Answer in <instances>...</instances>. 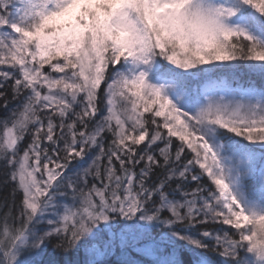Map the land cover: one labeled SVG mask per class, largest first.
Returning <instances> with one entry per match:
<instances>
[{
    "label": "snow or ice",
    "instance_id": "6c2138e0",
    "mask_svg": "<svg viewBox=\"0 0 264 264\" xmlns=\"http://www.w3.org/2000/svg\"><path fill=\"white\" fill-rule=\"evenodd\" d=\"M240 62L264 80V0H0V264H264V84Z\"/></svg>",
    "mask_w": 264,
    "mask_h": 264
},
{
    "label": "trees",
    "instance_id": "16d2710c",
    "mask_svg": "<svg viewBox=\"0 0 264 264\" xmlns=\"http://www.w3.org/2000/svg\"><path fill=\"white\" fill-rule=\"evenodd\" d=\"M241 69H243V68L240 67L237 70V75H238L239 79L241 80V82H245L246 83L249 80H251V81H254V83L258 87L261 86V84H264V80H262V78L258 74L249 73L248 70L245 69V68L243 70H241ZM7 97H8V100H9V109L17 107V105L19 104V101L18 100L14 101V100L11 99V89L10 88L8 89ZM3 102H4L3 98H0V120H2L7 115V113L4 111V109L2 107ZM101 108H103V105H101ZM110 140H111V135L110 134H106L105 143L109 142ZM29 142H30V137L26 136L24 141H23V143L19 146L20 149H21V153H22L23 149L27 146V144ZM159 146L163 147V144H160ZM172 151L174 153L175 147H173ZM141 166L142 165L137 167V171H139V167H141ZM117 167H118V164H117ZM8 171H9V169L5 168L3 163L0 162V202H2L5 199V197H7L9 203H12V199L13 198L10 195V193L16 187V185L14 183L10 182V181L5 183L6 174L8 173ZM164 175H165V172H164L163 168L155 169L154 170V174L151 177V180L152 181H157L158 178H162ZM194 186H195L194 184H189L187 187L191 188V187H194ZM174 187H175V182H173L172 185H171V188H174ZM177 198H178V194H177ZM21 199H22V194L19 191H17L16 194H15V205L17 206V208H18V206L20 204ZM6 210L7 209H4V211H6ZM165 215H167V214H165ZM126 222L131 223V225H132L131 221H126ZM126 222L123 221V219L121 218V220L118 222V226H125ZM222 227L225 228L224 226H221L219 224H213V223L198 224V225L195 226V228L187 230V232L190 235L198 236V234L201 231H203L205 228L210 229V230H217V229H220ZM180 230L181 231H185L184 228H181ZM154 234H157L155 230H154ZM53 243H55V241H53ZM182 243L183 242H178V247L182 246ZM206 243L211 245L214 242L212 240H208V241H206ZM51 252H52V248H51V246H49V249H48V255L49 256L51 255ZM206 254L209 255L212 259H216L214 253H206ZM118 256H119V250H117L115 256L111 257V259L109 261V264H114V262H115V260L117 259ZM45 258H48V257L46 256ZM55 258L58 259V260H64L65 259V257L63 255H57ZM70 258H74V257H70ZM83 258H84L83 254H81L80 259H83ZM136 258L141 259L138 256H136ZM183 259L184 260H188L189 259V254L187 252L184 253Z\"/></svg>",
    "mask_w": 264,
    "mask_h": 264
},
{
    "label": "rangeland",
    "instance_id": "374dc122",
    "mask_svg": "<svg viewBox=\"0 0 264 264\" xmlns=\"http://www.w3.org/2000/svg\"><path fill=\"white\" fill-rule=\"evenodd\" d=\"M240 67L241 68H245V69H247L245 66H244V64H243V62H240ZM239 67V68H240ZM243 69H241V70H243ZM253 83H254V81H252ZM119 227H121V228H124L125 230H128L130 227H131V223H128V222H126V225L125 226H119ZM226 229H227V226H224ZM229 231H231L230 229H228ZM129 255H130V257L132 258V259H134V260H145L146 258H144L141 254H139L138 252H136L135 250H129V253H128ZM135 256H133V255ZM136 256H138V257H140L141 259H139V258H136ZM21 259L22 260H27L28 259V256H27V254H25V255H23L22 257H21Z\"/></svg>",
    "mask_w": 264,
    "mask_h": 264
}]
</instances>
